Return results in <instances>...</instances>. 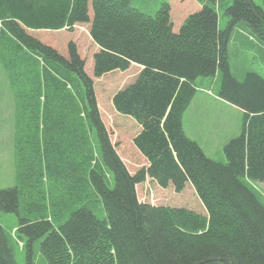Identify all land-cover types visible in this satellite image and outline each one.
<instances>
[{
  "label": "trees",
  "instance_id": "obj_1",
  "mask_svg": "<svg viewBox=\"0 0 264 264\" xmlns=\"http://www.w3.org/2000/svg\"><path fill=\"white\" fill-rule=\"evenodd\" d=\"M226 15L221 30L201 0L164 3L155 16L129 0H0L3 35L20 55L12 67L41 61L47 90L43 124L28 119L22 133L42 132L46 168L65 192L53 206L64 222L20 219L27 264L41 239L47 264H264V206L244 182L264 183V78L249 72L239 81L228 56L239 22L264 43V11L232 0ZM28 30L52 37L44 43ZM218 74L219 98L244 119L223 147L225 163L206 157L182 124L195 81ZM104 78L115 81L102 109L95 91ZM127 122L136 132L119 140ZM32 155L19 179L33 175L40 158ZM189 194L200 213L177 207ZM20 196L19 187L0 189V210L17 214ZM0 264H17L1 226Z\"/></svg>",
  "mask_w": 264,
  "mask_h": 264
},
{
  "label": "rangeland",
  "instance_id": "obj_2",
  "mask_svg": "<svg viewBox=\"0 0 264 264\" xmlns=\"http://www.w3.org/2000/svg\"><path fill=\"white\" fill-rule=\"evenodd\" d=\"M252 1L264 11V0ZM129 2L130 6L139 12L155 16L164 3L172 4L173 0H129ZM201 2L215 9L218 15V28L225 29L229 21L226 9L231 5L232 0H219L216 4L203 0ZM244 26V22H239L235 26L236 29L234 28L235 31H233L231 42L228 45L231 73L239 81H243L245 75L249 72L257 73L264 78V43L252 37ZM3 28L0 23V189L19 187L21 196L20 209L17 214L5 213L0 210V226L9 239L16 263L27 264L26 239L18 232L20 219H33L43 215L45 218L51 219L54 225L64 222V217L62 219L55 217L57 209L53 206L61 200L58 199V196L63 195L65 192L61 193L59 191V187L55 184V178H52L50 171L46 168L44 145L41 139L42 132H36L32 128L33 135L29 129L25 131L26 134L22 133L23 126L28 123V119L31 125L37 123V128H39L38 125L43 124L44 100L47 96V90L44 86L42 62L29 59V70L23 65L12 67V62H17L20 55L10 51L9 39L5 34L3 35ZM28 31H30L31 36L44 43H46L45 40L50 41L52 37L49 33L51 31ZM80 31L86 33L87 30L85 27H81ZM61 38L65 39L66 37ZM80 46L84 50L87 48V44H83V42ZM21 54L23 53L21 52ZM87 67L89 70V65ZM113 81L115 79L104 78L97 83L95 92L99 106L102 109L104 106L108 107L110 95L114 90H110L109 86ZM76 85L77 83L73 82V89L70 91L73 94L76 91ZM219 86V74L214 78H199L195 81L196 93L183 114L182 124L184 132L195 140L194 142L198 144L206 157L218 163H225L226 158L223 147L231 137L240 132L238 128H242L244 119L239 108L219 98ZM79 90L82 95V88L79 87ZM103 111L105 112V110ZM120 121L125 122L124 119ZM125 125L124 129L117 131L119 140L122 138L130 139L136 132V126H132V123L127 122ZM15 130H17V134ZM114 130L116 132V129ZM28 131L32 136L30 141H26L29 138ZM15 135L19 136L15 144L16 148L14 145ZM113 136L116 138L114 132ZM19 141H22L21 145ZM91 141L94 144L96 143L93 136ZM21 146L23 150L20 149ZM33 150L35 153H33ZM31 155L40 158L39 161L35 162L37 166L33 168L34 173L32 176L30 172L26 174L25 180L23 177L19 179V171L21 173L23 170L24 173V170L27 171V168H29V157ZM24 165L27 167H24ZM110 179L111 177H109V181ZM244 182L264 206V183L247 180H244ZM189 189L193 190L190 185ZM191 198L192 194L183 196L181 201L185 202L177 207L199 212L198 201L194 202L195 205L188 206ZM193 200L196 201V198ZM177 202H180V200ZM170 204L173 206L174 203ZM205 215L203 213V216ZM181 216V214H177L176 218ZM192 223L189 221L184 229L185 227L190 228ZM200 224V230L207 231L209 227L208 220ZM201 231L197 233H201ZM189 232H194V230L190 229ZM41 241L42 239L34 245L33 264H47L39 251Z\"/></svg>",
  "mask_w": 264,
  "mask_h": 264
},
{
  "label": "crops",
  "instance_id": "obj_3",
  "mask_svg": "<svg viewBox=\"0 0 264 264\" xmlns=\"http://www.w3.org/2000/svg\"><path fill=\"white\" fill-rule=\"evenodd\" d=\"M235 29H236V27H235ZM235 29H234V31H235ZM220 101H221V100H220ZM239 130L241 131V128H238V131H239ZM15 132H16V134H17V130H15ZM236 132H237V131H236ZM239 133H240V132H238V133H237L236 135H234L233 137L237 136ZM185 134L187 135L186 132H185ZM14 137L16 138V139L14 138V141H15L14 145H15V144L17 143L16 141H17V138H18L19 136L15 135ZM187 137H189V136L187 135ZM233 137H231V138H233ZM189 138H190L191 140L195 141L192 137H189ZM231 138H230V139H231ZM230 139H229V140H230ZM196 142H197V141H196ZM15 148H16V145H15Z\"/></svg>",
  "mask_w": 264,
  "mask_h": 264
}]
</instances>
